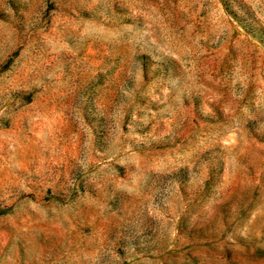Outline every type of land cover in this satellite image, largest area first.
I'll use <instances>...</instances> for the list:
<instances>
[{"label": "rangeland", "instance_id": "rangeland-1", "mask_svg": "<svg viewBox=\"0 0 264 264\" xmlns=\"http://www.w3.org/2000/svg\"><path fill=\"white\" fill-rule=\"evenodd\" d=\"M0 264H264V0H0Z\"/></svg>", "mask_w": 264, "mask_h": 264}]
</instances>
